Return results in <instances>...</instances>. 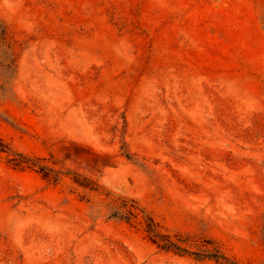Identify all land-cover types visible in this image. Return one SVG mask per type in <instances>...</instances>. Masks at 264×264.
<instances>
[{"label":"rangeland","instance_id":"1","mask_svg":"<svg viewBox=\"0 0 264 264\" xmlns=\"http://www.w3.org/2000/svg\"><path fill=\"white\" fill-rule=\"evenodd\" d=\"M0 138V264H264V0H0Z\"/></svg>","mask_w":264,"mask_h":264},{"label":"trees","instance_id":"2","mask_svg":"<svg viewBox=\"0 0 264 264\" xmlns=\"http://www.w3.org/2000/svg\"><path fill=\"white\" fill-rule=\"evenodd\" d=\"M6 150H8V144H6L0 138V152H5ZM15 155L18 157L17 159L13 160L15 166L17 167H36L37 164L35 160L25 155H22L20 153H16ZM126 157L130 159L129 156L126 155ZM38 167H39L40 172H42L45 176H48L50 173H54L56 176V174L58 173L44 166H38ZM85 181L89 184L92 183L86 179ZM87 183L84 185H87ZM128 214L133 216V212L130 209L128 210ZM112 215H113L112 217L114 218L127 219L126 217L122 216L118 212H115ZM145 221H146V232L151 237L153 243H156L158 247H161L162 249H165V250H174V251L181 252V253H188L187 250L179 246L177 243L171 241L167 236L159 233L158 230L156 229V224L151 217L146 216ZM196 255L200 256V254H196ZM206 257L213 259L220 264H238L236 261L226 258L225 256H223L221 253H219L216 250L208 254Z\"/></svg>","mask_w":264,"mask_h":264}]
</instances>
